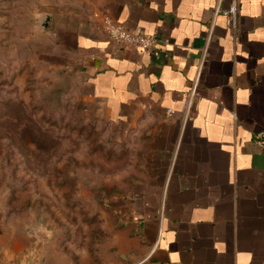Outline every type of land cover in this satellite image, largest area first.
Listing matches in <instances>:
<instances>
[{
  "label": "crops",
  "instance_id": "crops-1",
  "mask_svg": "<svg viewBox=\"0 0 264 264\" xmlns=\"http://www.w3.org/2000/svg\"><path fill=\"white\" fill-rule=\"evenodd\" d=\"M229 2L78 0L35 35L71 77L80 113L141 156L113 264H264V148L253 141L264 128V0H236L234 27L214 13ZM106 19L154 32L161 58L112 40ZM20 230L0 215V264H39Z\"/></svg>",
  "mask_w": 264,
  "mask_h": 264
},
{
  "label": "rangeland",
  "instance_id": "rangeland-1",
  "mask_svg": "<svg viewBox=\"0 0 264 264\" xmlns=\"http://www.w3.org/2000/svg\"><path fill=\"white\" fill-rule=\"evenodd\" d=\"M77 4L0 0V215L39 264H113L114 230L141 176L135 148L80 113L71 77L35 40L37 17Z\"/></svg>",
  "mask_w": 264,
  "mask_h": 264
},
{
  "label": "built area",
  "instance_id": "built-area-1",
  "mask_svg": "<svg viewBox=\"0 0 264 264\" xmlns=\"http://www.w3.org/2000/svg\"><path fill=\"white\" fill-rule=\"evenodd\" d=\"M236 11V0H230L228 6L225 8H221L218 3L214 8V13L221 12L223 15H225L227 24L231 27H234L235 25ZM103 28L107 32L108 36L117 43L139 50H150L155 58H161V52L156 48V44L158 43L159 39L154 32L136 33L126 28L125 25L113 22L110 19H106L104 21ZM204 56L205 49H203L200 55L197 73L192 79L189 88L186 90L182 101L183 115L185 119H188L191 116L193 102L197 94L200 68L202 66ZM253 141L258 147L264 148V128L254 134Z\"/></svg>",
  "mask_w": 264,
  "mask_h": 264
},
{
  "label": "water",
  "instance_id": "water-1",
  "mask_svg": "<svg viewBox=\"0 0 264 264\" xmlns=\"http://www.w3.org/2000/svg\"><path fill=\"white\" fill-rule=\"evenodd\" d=\"M50 26V15L49 13H43L37 17V27L39 30L44 31Z\"/></svg>",
  "mask_w": 264,
  "mask_h": 264
}]
</instances>
